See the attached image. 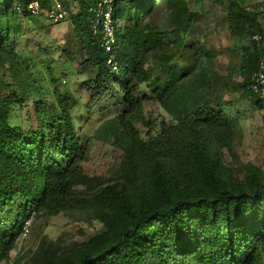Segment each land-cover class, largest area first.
<instances>
[{
    "label": "trees",
    "instance_id": "obj_1",
    "mask_svg": "<svg viewBox=\"0 0 264 264\" xmlns=\"http://www.w3.org/2000/svg\"><path fill=\"white\" fill-rule=\"evenodd\" d=\"M30 1L0 0V62L11 72L0 87V264L34 213L66 206L104 229L31 264H264V170L247 162L239 173L226 160L241 125L224 99L205 96L217 74L216 54L207 43L210 24L192 0H116L114 64L92 33L96 0H70L79 4L70 15L69 0H61L80 39L87 107L112 108L107 135L126 153L119 170L89 190L73 188L93 182L83 172L86 128L73 115L72 97L57 88L49 56L60 50L73 61L77 54L40 40L38 57L22 55L18 42L47 18L29 11ZM225 10L238 40L236 88L264 108V99L246 88L262 56L253 36L264 37V10L246 0H228ZM27 97L36 105L37 127L12 120L13 105ZM147 101L168 117L143 120L144 137L136 124Z\"/></svg>",
    "mask_w": 264,
    "mask_h": 264
},
{
    "label": "rangeland",
    "instance_id": "obj_2",
    "mask_svg": "<svg viewBox=\"0 0 264 264\" xmlns=\"http://www.w3.org/2000/svg\"><path fill=\"white\" fill-rule=\"evenodd\" d=\"M68 7L67 15L79 9L78 2L66 1ZM249 7L264 6L260 0H246ZM228 0H192L193 8L202 12V17L210 24L207 32V43L215 54L216 77L213 80V87L205 93V96H219L224 99L230 112L238 117L241 130L234 144V152L226 153V160L242 173L243 164L253 162L264 170V108H259L251 100L242 96L243 90L236 88L242 80L239 71L240 55L238 53V40H236L228 28L226 5ZM159 8L154 18L161 22L160 18L165 17ZM46 21H45V20ZM262 25L264 26V13ZM47 18L40 17L43 27L35 31H29L24 38L18 42V48L23 56H39V48L36 46L40 40L42 45L48 43L60 48L76 52L77 58L69 60L62 57L61 51L48 53L53 55L55 63L53 72L56 76L57 88L68 93L75 105L72 106L73 115L78 119L79 126L86 128L85 145L87 147L86 158L83 161V172L93 179V182L76 184L75 190H89L94 183L101 178H110L119 170L126 160L124 149L115 142L113 135H107L105 125L111 120L112 108L92 111L87 106L91 104V97L86 91L83 82L86 74L80 64L82 51L80 50V39L69 16L60 22H47ZM43 55L49 62L52 57ZM0 62V87L5 88L8 83L7 76L11 73L8 63ZM48 71V70H46ZM53 96H50L52 99ZM34 100H37L35 97ZM183 105V104H182ZM12 120L16 124L31 125L37 127L36 105L27 97L23 105H13ZM31 117L28 121L27 116ZM140 121H137L142 136H146L147 127L144 121L156 120L160 122L168 117L165 109L152 101H147L137 112ZM142 119V121H141ZM100 132L106 136H96ZM27 229H24L9 253L7 259L1 264H31V261H40L45 254L66 251L75 244L85 241L90 236L102 231L104 226L98 219L91 217L87 212L63 207L59 212L51 208H43L27 222Z\"/></svg>",
    "mask_w": 264,
    "mask_h": 264
},
{
    "label": "built area",
    "instance_id": "obj_3",
    "mask_svg": "<svg viewBox=\"0 0 264 264\" xmlns=\"http://www.w3.org/2000/svg\"><path fill=\"white\" fill-rule=\"evenodd\" d=\"M47 7H43L40 0H31L27 9L33 14H41L52 20L60 22L66 18V10L61 0H49ZM116 0H96V4L89 8L94 20L92 33L101 40V46L106 52L112 53L109 63L114 64L115 47L117 45V25L115 23L114 9ZM253 38L261 42L262 56L259 60L258 69L252 74L246 88L264 99V37L255 34Z\"/></svg>",
    "mask_w": 264,
    "mask_h": 264
}]
</instances>
